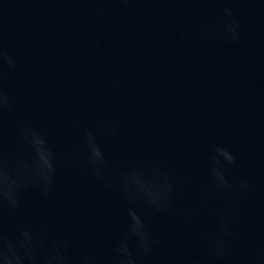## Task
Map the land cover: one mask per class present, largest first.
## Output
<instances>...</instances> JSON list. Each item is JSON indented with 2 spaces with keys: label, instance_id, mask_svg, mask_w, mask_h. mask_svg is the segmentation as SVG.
I'll list each match as a JSON object with an SVG mask.
<instances>
[{
  "label": "water",
  "instance_id": "obj_1",
  "mask_svg": "<svg viewBox=\"0 0 264 264\" xmlns=\"http://www.w3.org/2000/svg\"><path fill=\"white\" fill-rule=\"evenodd\" d=\"M98 2L0 0V46L17 64L0 69V88L12 101L0 112V156L28 155L26 124L57 158L51 197L33 190L21 194L17 211L0 204V230L47 223L76 247L111 254L128 205L73 159L85 157L89 129L106 153L107 175L137 168L174 177L176 215L140 209L155 239L143 264H215L201 233L214 228L215 214L233 210L230 264H253L264 246V0H227L241 24L238 44L196 35L198 22L220 11L218 0H132L128 7L108 0L102 20ZM174 15L186 35L170 22ZM215 144L236 154L227 174L236 189L247 178L248 191L212 188ZM185 207L195 212L191 223L178 214Z\"/></svg>",
  "mask_w": 264,
  "mask_h": 264
},
{
  "label": "clouds",
  "instance_id": "obj_2",
  "mask_svg": "<svg viewBox=\"0 0 264 264\" xmlns=\"http://www.w3.org/2000/svg\"><path fill=\"white\" fill-rule=\"evenodd\" d=\"M119 5L128 7L132 0H117ZM220 11L197 24L196 35L201 41L213 42L217 39L225 44H238L242 40L241 24L234 8L227 0H218ZM108 0H99L95 13L101 20L106 13ZM170 22L186 35L181 17L172 16ZM99 46V41L97 42ZM14 71L15 58L0 46V69ZM113 87L121 89L118 82ZM12 101L0 88V112L11 109ZM107 131L116 133L115 125H104ZM21 136L27 141L30 151L27 156L6 158L0 156V204L10 211L20 209L21 194L37 191L43 198H50L57 174L56 154L49 146L45 136L34 128L21 124ZM85 157L74 154L73 159L82 164L89 175L101 180L103 184L122 193L127 202V216L124 228L108 256L86 247L74 246L67 238L55 234L47 223L30 226L21 221L13 234L0 230V264H143L152 256L155 239L149 229L146 215L141 207L153 213L167 211L176 215L173 199L175 180L166 171L148 169H126L119 176L107 175L106 153L101 142L92 130L84 133ZM237 162L236 154L223 144L213 145L209 173L212 188L216 191H248L251 187L247 178H240L236 189L228 176V169ZM185 223L194 220L195 212L185 207L178 213ZM231 213H217L214 228L201 233V243L215 264H230L229 242L235 233ZM192 264H198L193 261ZM253 264H264V246L254 250Z\"/></svg>",
  "mask_w": 264,
  "mask_h": 264
}]
</instances>
